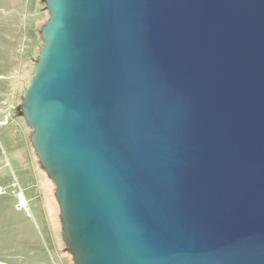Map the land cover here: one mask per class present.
<instances>
[{
	"label": "water",
	"instance_id": "water-1",
	"mask_svg": "<svg viewBox=\"0 0 264 264\" xmlns=\"http://www.w3.org/2000/svg\"><path fill=\"white\" fill-rule=\"evenodd\" d=\"M19 115L73 264H264V0H42Z\"/></svg>",
	"mask_w": 264,
	"mask_h": 264
},
{
	"label": "rangeland",
	"instance_id": "rangeland-1",
	"mask_svg": "<svg viewBox=\"0 0 264 264\" xmlns=\"http://www.w3.org/2000/svg\"><path fill=\"white\" fill-rule=\"evenodd\" d=\"M48 17L42 0H0V264H73L31 129L21 115H7L21 104Z\"/></svg>",
	"mask_w": 264,
	"mask_h": 264
},
{
	"label": "flooded vegetation",
	"instance_id": "flooded-vegetation-1",
	"mask_svg": "<svg viewBox=\"0 0 264 264\" xmlns=\"http://www.w3.org/2000/svg\"><path fill=\"white\" fill-rule=\"evenodd\" d=\"M3 112V110H2V104H1V100H0V115H1V113ZM8 116H10V117H13V116H20L19 115V107L17 106V107H13L12 108V110H10V113L9 114H7ZM7 116V117H8ZM20 202L22 203L23 201H21L20 200Z\"/></svg>",
	"mask_w": 264,
	"mask_h": 264
},
{
	"label": "bare ground",
	"instance_id": "bare-ground-1",
	"mask_svg": "<svg viewBox=\"0 0 264 264\" xmlns=\"http://www.w3.org/2000/svg\"><path fill=\"white\" fill-rule=\"evenodd\" d=\"M20 197H21V195H20ZM21 200L23 201V199L21 198Z\"/></svg>",
	"mask_w": 264,
	"mask_h": 264
}]
</instances>
